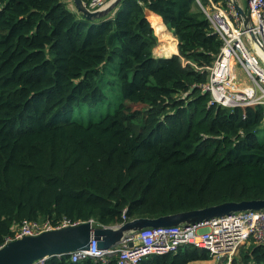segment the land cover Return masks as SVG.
Wrapping results in <instances>:
<instances>
[{
    "label": "trees",
    "instance_id": "trees-1",
    "mask_svg": "<svg viewBox=\"0 0 264 264\" xmlns=\"http://www.w3.org/2000/svg\"><path fill=\"white\" fill-rule=\"evenodd\" d=\"M72 6L0 0V247L24 221L113 227L264 200V107L210 105L201 91L222 43L196 0H121L93 21ZM157 27L173 40L162 57ZM110 94L120 103L98 121L71 118ZM210 260L187 245L140 264ZM231 264H264V245H242Z\"/></svg>",
    "mask_w": 264,
    "mask_h": 264
},
{
    "label": "built area",
    "instance_id": "built-area-1",
    "mask_svg": "<svg viewBox=\"0 0 264 264\" xmlns=\"http://www.w3.org/2000/svg\"><path fill=\"white\" fill-rule=\"evenodd\" d=\"M112 1L94 0L87 8L96 10ZM244 1L250 18L248 31L243 29L230 1L223 8L212 0H207L206 6L196 0L213 34L222 43L220 52L207 68V81L200 88L210 96V105L228 109L264 107V55L261 52L264 51V0ZM248 32H252L254 40L249 38ZM78 224L80 222L65 219L56 223L24 221L13 237L5 239L4 245L24 236ZM250 241L264 245V211L239 212L189 226L146 228L108 250H99L97 241L92 239L88 250L74 252L70 257L77 261L86 257L117 256V264H140L147 256L171 254L190 245L207 251L215 260L226 259L231 264L238 249Z\"/></svg>",
    "mask_w": 264,
    "mask_h": 264
},
{
    "label": "water",
    "instance_id": "water-1",
    "mask_svg": "<svg viewBox=\"0 0 264 264\" xmlns=\"http://www.w3.org/2000/svg\"><path fill=\"white\" fill-rule=\"evenodd\" d=\"M120 1L114 0L108 2L104 7L90 10L82 0H71L76 13L89 21L101 18ZM229 1L240 17L243 29L248 31L250 18L246 8L243 9L237 0ZM247 35L254 40L252 32H248ZM261 52L264 55V51L261 50ZM250 211H264V200L225 202L199 210L181 212L156 219H135L113 227L94 228L91 222L80 223L76 226L46 231L36 236H24L21 239L8 242L0 247V264L42 263L51 257L71 255L77 251L88 250L92 239L97 241L99 250H108L120 245L129 236L146 228L189 226L217 217ZM132 245V243L128 244L129 247H132Z\"/></svg>",
    "mask_w": 264,
    "mask_h": 264
},
{
    "label": "rangeland",
    "instance_id": "rangeland-1",
    "mask_svg": "<svg viewBox=\"0 0 264 264\" xmlns=\"http://www.w3.org/2000/svg\"><path fill=\"white\" fill-rule=\"evenodd\" d=\"M239 4L243 9L246 8V4L244 0H238ZM71 10L75 11L74 7L72 6ZM158 38V37H157ZM167 45L166 40H160L158 38V45L154 49L153 53L156 57H162V55H159L158 49H163ZM174 50H176V46L172 45ZM171 48V47H168ZM243 79H245L242 76ZM116 88V86L114 85ZM108 99L100 106H90V105H84L80 110L74 109V111L71 113V118L73 120H83L84 122L87 121H98L103 115L112 112L117 105L120 103V99H115L114 96L108 95ZM255 135L259 141H263L264 139V125L262 124L255 132ZM226 259L222 260H215L211 257L210 261L206 262H193L190 264H229L225 261Z\"/></svg>",
    "mask_w": 264,
    "mask_h": 264
},
{
    "label": "crops",
    "instance_id": "crops-1",
    "mask_svg": "<svg viewBox=\"0 0 264 264\" xmlns=\"http://www.w3.org/2000/svg\"><path fill=\"white\" fill-rule=\"evenodd\" d=\"M237 2H238V0H237ZM239 3V2H238ZM241 6V5H240ZM151 15V14H150ZM153 16V15H152ZM167 30V29H166ZM168 31V30H167ZM169 32V31H168ZM170 33V32H169ZM171 34V33H170ZM155 35L161 40L162 39V29H160V27L158 28H156V30H155ZM172 35V34H171ZM176 41V40H175ZM173 42V40L172 39H169L168 41H167V44H171ZM176 43V46H177V41L175 42ZM171 48H169V50L171 51V52H175V50L173 49L174 47L171 45L170 46Z\"/></svg>",
    "mask_w": 264,
    "mask_h": 264
},
{
    "label": "bare ground",
    "instance_id": "bare-ground-1",
    "mask_svg": "<svg viewBox=\"0 0 264 264\" xmlns=\"http://www.w3.org/2000/svg\"><path fill=\"white\" fill-rule=\"evenodd\" d=\"M107 88V87H106Z\"/></svg>",
    "mask_w": 264,
    "mask_h": 264
}]
</instances>
